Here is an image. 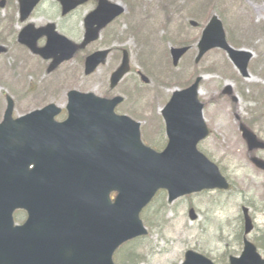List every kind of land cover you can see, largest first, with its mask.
Returning <instances> with one entry per match:
<instances>
[{
    "label": "water",
    "instance_id": "obj_1",
    "mask_svg": "<svg viewBox=\"0 0 264 264\" xmlns=\"http://www.w3.org/2000/svg\"><path fill=\"white\" fill-rule=\"evenodd\" d=\"M40 0H20L26 18ZM89 0H61L65 12ZM125 12L119 4L100 0L99 8L86 19L87 33L83 44L96 40L98 29ZM196 26L197 23L192 22ZM47 34V46L37 49L36 41ZM20 42L46 59L54 58L51 70L70 60L77 47L52 30L26 29ZM199 63L213 49L225 51L241 74L248 78V65L253 54L234 49L227 41L222 21L214 16L204 29L198 44ZM189 51L172 48L173 65L178 66ZM5 48L0 46V53ZM125 54L122 66L113 74L112 87L129 72V58ZM106 52L95 53L87 59L86 73H93L104 62ZM143 81L149 79L143 76ZM201 78L189 88L176 91L163 110L168 145L163 152L146 146L141 139L140 124L128 117L118 116L116 106L122 98L101 99L93 94L70 93V117L57 131L54 148L47 149L51 161L37 165V190L47 200L43 211H35L22 229L15 230L11 212L6 211L0 222V264H115L114 254L124 243L146 236L148 230L141 219L142 211L160 190L168 193V202L204 190L230 188L218 166L202 154L197 146L208 136L203 118L204 105L199 101ZM232 92L228 87L226 93ZM13 102L5 121L0 125V176L5 184L12 181L17 160L23 152L36 151L27 145L15 147L16 138L24 142L28 127L49 132L58 113L50 106L18 121L12 119ZM54 126V127H53ZM250 145L256 138L244 129ZM15 137V138H14ZM260 146V145H259ZM262 146V145H261ZM252 147H254L252 145ZM79 148V159L75 151ZM38 150V149H37ZM66 151L67 171L62 174L63 152ZM264 169V162L255 160ZM117 196L113 200L112 194ZM5 206V205H4ZM196 220L194 210L189 213ZM253 249V248H252ZM244 258V259H243ZM233 259L232 264L246 260ZM256 259H258L256 257ZM183 264H213L206 257L188 251Z\"/></svg>",
    "mask_w": 264,
    "mask_h": 264
},
{
    "label": "rangeland",
    "instance_id": "obj_2",
    "mask_svg": "<svg viewBox=\"0 0 264 264\" xmlns=\"http://www.w3.org/2000/svg\"><path fill=\"white\" fill-rule=\"evenodd\" d=\"M113 1L120 2L127 8L125 21L121 19L119 26L121 33L127 31L126 35L130 36L123 41H118L116 46L127 45L132 57V72L116 90L127 97V102L121 105L120 109L137 114L138 119H134L142 123L143 137L149 144L153 143L162 147L161 137L165 135L160 128L162 108L173 92L187 84L194 75L205 76L200 89V98L206 104L204 114L212 129V135L201 144L200 149L210 154L214 161L219 163L227 177L236 184L231 195L227 194L229 197L215 196L213 202L211 201L214 194L182 198L175 209L168 212L166 218L170 222L166 228H155L146 241L141 243L146 246L140 251L143 254L141 261L144 260L140 264H181L188 249L197 245L209 247L212 250L219 247L218 242L222 238V221L225 219L233 221L238 214L239 199L235 198L239 194H237L238 191L256 193L264 197V174L250 162L247 147L237 130L238 123L235 118L239 115L242 119H249V122L257 126L256 131L258 129L264 138V120L257 117L264 115L261 109L264 99V31L255 42L251 40L252 27L264 28V0H216V3L206 6L203 0H176L179 10L176 7L172 14L170 13L173 5L164 9L166 0H159V2L154 0L153 4L157 5V2L159 4L153 9L155 10L153 13L151 9H148L146 13L143 12L144 4L140 0ZM191 3L195 4L196 10H193L195 6L192 7ZM173 9H175L174 6ZM0 12L1 16H6L8 10L6 8ZM215 14L224 17L228 35L229 29H232L234 34L237 35L238 32V35L240 33L248 37L246 46L243 48L255 53L250 63L251 79H244L234 68L232 72L224 75L225 69L229 71L227 65L233 66L226 53L218 49L209 52L199 65L195 64L198 53L196 39L201 35V26H205ZM168 16L174 18L171 26L165 24ZM2 20L6 22V18ZM192 20L197 21L201 26L193 28L190 25ZM34 22L42 24L46 21L37 15ZM19 26L20 23L16 19L11 20L10 29L12 27L19 29ZM8 32L4 29V35ZM5 41L6 37L3 40L0 38V43ZM184 41L191 42L189 45L193 48L182 59L180 65L174 67L170 48ZM6 44L9 43L6 42ZM11 47L8 55L0 56V119L7 105L5 93L16 98L15 112L21 114L25 110L36 108L45 99L44 94H51L50 91L56 90V94L65 95L72 88L81 87L102 95L109 89L107 74L109 69H100L93 78L82 81L79 78V66L75 62L67 66V76L64 79L60 77L65 73L63 71L48 76L40 61L33 60L20 47ZM210 66L212 68L208 69ZM138 71L150 78L148 85L137 80ZM52 82L55 83L52 84ZM48 84L52 85L44 86ZM226 84L233 85L234 94L239 98L237 102H233L231 97L222 94ZM247 87L253 90L250 93L251 96L248 94ZM41 93L43 96L37 95ZM140 99H144V102L134 105ZM229 198H232L233 202H230ZM220 199H226L229 204L220 209L218 204L214 212L209 211L211 204ZM191 206L202 211L199 216L200 221L206 223L204 228L201 222L196 224L190 221L188 212ZM203 237L208 238L209 241L204 243Z\"/></svg>",
    "mask_w": 264,
    "mask_h": 264
},
{
    "label": "flooded vegetation",
    "instance_id": "obj_3",
    "mask_svg": "<svg viewBox=\"0 0 264 264\" xmlns=\"http://www.w3.org/2000/svg\"><path fill=\"white\" fill-rule=\"evenodd\" d=\"M140 1L145 6L143 10L147 11L148 9H151L152 13L155 11L153 9L156 8L159 4L158 3L159 0L157 2V5L153 4L154 0H140ZM108 2L110 4H120L127 11L126 6L120 2H115L113 0H108ZM99 3L100 0H91L84 5H80V6L78 5L75 8H72L69 12H65V8L64 5L61 3V0H41L39 4L30 12V14L26 18H23L22 6L20 0H0V9H1L0 11L5 10L6 8L8 10V12H6L5 14L6 16H1V12H0V31H2V33H0V38L3 40L6 37V41L0 43V46L5 48V52L3 54H0V56L8 55L12 49L11 46L16 48L20 47L22 48L23 52L29 54L33 60L40 61L43 64L48 76L57 73L59 74L61 71L65 72L63 76H60L62 79H64L67 76V66L75 62L79 66V78L82 81L83 79L93 78L94 75L100 69H109L107 73L109 77L108 78L109 89L104 91L102 95H99L91 90L87 91L81 89V87L72 88L71 90L67 91L65 95L60 93L56 94L55 93L56 90L50 91L51 94L48 93L44 94L45 99L42 100V102L38 104L36 108L32 110L30 109L25 110V112L21 114H16L15 112L16 98L10 94L7 93L4 94L7 102L9 98L13 100L14 121H18L23 117H27L29 115L31 116L38 112H42L43 110H45L50 106H54V108L58 110V113L53 117L52 120L53 124L55 125V127L53 126L54 128L52 130H50L49 132L37 131L36 128L42 126L36 127L33 124V126H30L28 127V129H25L28 130V134L26 135L24 142L16 138L14 142L16 148L19 146H25L26 144L28 149L33 147L36 149V151L32 153V157L30 156V151L28 150V152H23L21 157L18 158L17 160L18 163L14 169L13 179L12 181H9L5 184L7 188L5 191L3 188L4 182L0 176V214L4 212V208L6 211L11 212V219L13 222L12 225L15 230L24 228L25 225L29 222V220H31L32 213H34L35 211H43L46 208L47 200L45 199L44 192L39 189L37 190L36 187L37 178L40 177V173L37 172V165L38 164L44 165L51 161L50 156L48 157L49 152L47 151V149H51L55 147V144L53 143V139L59 137L57 135V131L61 129L60 126H62L69 120L71 91L76 90L86 93H95L98 96L109 99L117 96H121L123 97V101L119 104V106H117L116 112L120 115H127L138 119L137 114L127 112L123 110V108L120 109L121 105H124L127 102V97L121 94L120 92H117L116 90L119 88L120 84L125 79L117 87L115 88L111 87L112 76L121 67L125 58V54L128 55L127 57L130 60V64L132 61L131 53L130 50L127 48V45L120 44L119 47L116 46V43L118 41H123L127 39L126 37L130 38V36L126 35L127 31H123L122 33L120 32L121 29L119 26L121 19L123 20V22L125 21L126 13H123L121 16L114 18L113 20L108 22V24H105L103 26H99V24H96L94 28L98 29V37L96 38V40L86 45L85 47L82 46L85 41V36L87 33L86 19L91 13L95 12L99 8ZM37 15H40V19H44V21L46 22L42 24H36L34 22V19ZM145 16L149 17L146 14ZM2 18H6V22H4ZM12 19H16V21L20 23V26L18 27L19 29H16L15 27H12L10 29ZM28 28H32L33 31H38V30L47 31L53 29L54 33H57L59 36L68 39L77 47V51L75 55L73 56V58H71V60L63 61L57 67L51 70L52 64L55 61L54 58L46 59L41 54L34 52L27 44L20 42L21 34ZM4 29L9 31L8 33H6V35H4ZM48 39L49 37L47 34L41 35L36 41L37 49L45 48L47 46ZM10 40L11 42H9ZM6 42H8L9 44H6ZM190 47L193 48V46ZM99 52H106V58L104 59V62H102L92 74L87 75L86 74L87 59L91 55ZM228 67H229V71L225 69V72H223L224 75L229 74L235 69L234 66L231 67L227 65V68ZM211 68L212 67L210 66L208 69ZM235 71L237 70L235 69ZM249 71H250V66H249ZM131 72H132V64H131ZM137 73H138V75H136L137 80L139 79L142 81L141 78L142 72L138 71ZM204 77L205 76L200 74L194 75L191 84H194L198 78H202L200 82V89H201V85L203 83ZM53 83L55 82H52V84ZM52 84H48L44 86L49 87ZM228 85L232 86L234 92L233 85L226 84V86L222 91V94L231 97V100L233 102H237L238 100H235V96L238 98L236 94L228 95L226 93ZM250 85L253 86L252 84ZM45 87H43V89ZM247 89L249 90L248 94L250 95V93H252L253 90L251 91L250 87H247ZM135 92L137 91L135 90ZM37 95L43 96L42 93ZM139 102L143 103L144 99L138 100L137 103H135L134 105H137ZM262 102L263 105L261 109H263L262 112H264V99ZM203 104L206 108L205 102H203ZM7 105L5 111L3 112V117L2 119H0V124L3 123L5 119V114L7 112ZM257 117L264 120V115L262 116L258 115ZM235 118L238 123L237 130L243 139L244 145L247 147L250 162L256 169H258L262 174H264V170L259 168L255 162V160L264 162V138L262 137V133L258 129L256 131L255 128H257V126L249 122V119H242L239 115H236ZM160 126H161L160 127L161 130L165 134V123L163 118L161 119ZM207 126L210 130V135L206 140H208L212 135V129L210 128L208 123ZM244 129L247 130L249 133H251L253 136H255L257 142L255 144H252L254 147L250 145L248 139L245 137ZM161 138L163 140V148H165L167 145V139L165 135H163ZM206 140H204L203 142H206ZM63 155L64 156L62 158V164H63L62 174H64V172L67 171V159L65 156L66 151L63 152ZM75 158L76 160L79 159V148L78 151H75ZM224 174L227 177L225 172ZM228 180L232 183L233 188H235L236 184L232 182V180H230L229 178ZM227 194L231 195V193L224 192V195H226V197H229ZM237 194L238 195H236L235 198L236 200L239 199V204L237 206L238 214L236 215V217H234L233 221H229V219H225V221H222L223 222L221 227L222 238H220L218 242L219 247L216 250H212L209 247L197 245L196 247L193 248V250L197 251L200 254H203L204 256L212 260L215 264H232L233 259H242L245 253H246V260L248 259V262L245 261L244 263V261L242 260L240 264H264V197L256 193L254 194L244 193V191H238ZM216 195L220 197L224 196L220 192H218V194ZM231 199L232 198H229V201L233 202ZM214 200L215 199H212L211 202H213ZM222 200L223 199H220L219 201L212 203L211 206H215L219 204L221 208H223L224 205L228 203V201L226 199L223 201ZM2 220H4V215L3 216L0 215V222ZM204 224H206L205 221ZM205 241H209V239L205 238L203 242L206 243ZM256 257L258 259H256Z\"/></svg>",
    "mask_w": 264,
    "mask_h": 264
},
{
    "label": "trees",
    "instance_id": "obj_4",
    "mask_svg": "<svg viewBox=\"0 0 264 264\" xmlns=\"http://www.w3.org/2000/svg\"><path fill=\"white\" fill-rule=\"evenodd\" d=\"M257 28H253L252 31L256 33L258 30H264V28L262 27ZM229 33L230 41L236 47L242 46V44H245L244 42H246L248 39V37L245 35L238 37V39H235L234 35L231 33V30H229ZM187 44L188 43L186 41L181 43V45ZM169 211L170 207L167 202V193L165 191H161L158 193L157 197L151 203V205H149L143 212L142 218L150 230H155V228L158 227L166 228L167 224L170 222L166 218ZM143 241H146V237L130 241L123 245L115 254L116 264L142 263L144 260L141 261L143 254L140 253V251L146 246V244L141 245Z\"/></svg>",
    "mask_w": 264,
    "mask_h": 264
}]
</instances>
